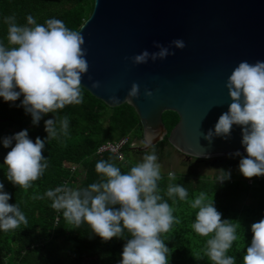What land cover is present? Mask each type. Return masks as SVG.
Segmentation results:
<instances>
[{
  "label": "clouds",
  "instance_id": "9594fccd",
  "mask_svg": "<svg viewBox=\"0 0 264 264\" xmlns=\"http://www.w3.org/2000/svg\"><path fill=\"white\" fill-rule=\"evenodd\" d=\"M5 23L7 39L13 47L0 43V97L15 102L23 96L20 106L31 114L34 125H38L45 114L55 113L66 105L83 103L82 74L88 73L89 64L85 58L87 49L83 47L85 39L80 32L68 29L62 20L54 18L47 20L46 26L37 24L31 15L25 26L18 25L14 15L6 17ZM153 46L158 51L144 50L126 59H131L134 65L146 64L149 60L155 62L174 56L175 51L171 49L183 50L186 44L182 39H175L167 47L156 41ZM99 86V82L93 83L94 88ZM226 87L232 101L229 111L220 116L214 131L209 129L204 138L210 143L214 137L228 140L233 125L241 126L247 156L239 151L230 155L241 157L239 169L244 177L264 176V61L255 64L241 61L229 76ZM139 95L140 85L133 83L125 101L131 103ZM145 95L152 97L153 92L145 89ZM111 100L119 104L117 96H112ZM56 123V117L45 121L48 140L57 136ZM59 125L66 135L68 118L59 119ZM3 146L11 148L4 160L7 179L25 190L30 188L48 167L42 154L45 141L37 137L33 142L25 129L4 138ZM157 159L155 152L146 154L143 161L126 174L113 163L99 161L95 169L102 175L101 182L92 183L84 190L58 187L45 195L52 199L53 209L63 210L69 223L79 227L86 222L104 242L114 237L123 238L127 230L131 239L123 248L120 264H168L169 249L161 234L167 233L179 220L159 194L157 182L162 177ZM219 173L220 183L231 178L230 171L221 169ZM174 178L170 173L169 179ZM4 187L0 182V229L7 231L21 223L27 224V220L17 204L8 203L11 195ZM167 196H178L184 201L188 193L184 186L169 184ZM189 203L191 208L198 209L192 229L201 236L214 234L206 241L207 257L214 264H236L235 258L226 253L238 239L239 225L222 220L214 200L204 192ZM116 205L120 207L117 209ZM251 231L253 237L243 264H264V219L253 223Z\"/></svg>",
  "mask_w": 264,
  "mask_h": 264
},
{
  "label": "trees",
  "instance_id": "16d2710c",
  "mask_svg": "<svg viewBox=\"0 0 264 264\" xmlns=\"http://www.w3.org/2000/svg\"><path fill=\"white\" fill-rule=\"evenodd\" d=\"M95 3L96 0H0V43L13 47L7 39L6 17L14 15L20 26L27 25L29 15L41 25L49 19H59L68 29L78 32L92 15ZM81 92L83 103L66 105L55 113L45 114L38 125L32 123L31 114L20 106L23 96L15 102L0 97V182L5 186L4 191L11 195L8 203L17 204L27 220V224L21 223L15 229H0V264H120L123 248L131 239L127 230L123 238L114 237L104 242L86 222L79 227L69 223L63 210L51 207L53 201L45 193L58 187L84 190L92 183L101 182L102 175L95 169L99 161L113 163L122 174H126L139 163V159L136 156L132 158L131 153L146 155L155 151L164 152L167 146L175 148L169 137L180 119L176 112L168 111L163 115L170 133L166 140L149 151H142L131 146L144 140L140 116L131 104L111 107L83 86ZM55 117L57 136L48 140L45 121ZM64 117L69 120L66 135L59 125V119ZM25 129L33 142L37 137L45 141L42 154L48 164L43 175L26 190L7 179L8 169L4 160L11 148L3 146L4 138ZM122 139L129 141L123 152L124 159L111 152H99L104 145ZM240 159L239 156H229L209 165L220 169L239 168ZM208 160L203 161L207 163ZM231 175L233 177L229 180L220 183L217 178L200 176L196 169L180 177L175 175L171 180L169 174L161 173L162 178L157 182L159 194L173 208V215L179 220L167 233L161 234L169 249L168 264H214L205 254L206 241L214 234L201 236L191 227L198 209L191 208L189 202L201 192L214 200L222 220L239 225L238 239L226 255L234 257L236 264H243L253 237L251 225L264 219V180H255L248 185L247 178L239 169ZM169 184L184 186L187 199L181 201L178 196H167ZM114 207L118 209L120 206Z\"/></svg>",
  "mask_w": 264,
  "mask_h": 264
},
{
  "label": "water",
  "instance_id": "95a60500",
  "mask_svg": "<svg viewBox=\"0 0 264 264\" xmlns=\"http://www.w3.org/2000/svg\"><path fill=\"white\" fill-rule=\"evenodd\" d=\"M78 32L89 64L81 86L111 107L135 108L144 130L140 150L166 140L170 133L163 115L173 111L180 119L169 140L182 154L201 160L237 151L247 156L241 126L233 125L228 140L214 137L210 143L204 137L229 111L226 83L233 70L241 61H264V0H96ZM175 39L186 47H173L174 56L141 65L126 59L158 51L154 41L167 47ZM133 83L140 85V95L129 103Z\"/></svg>",
  "mask_w": 264,
  "mask_h": 264
},
{
  "label": "rangeland",
  "instance_id": "374dc122",
  "mask_svg": "<svg viewBox=\"0 0 264 264\" xmlns=\"http://www.w3.org/2000/svg\"><path fill=\"white\" fill-rule=\"evenodd\" d=\"M144 145V140L140 142H134L132 144L133 148H139ZM152 154V152L150 153ZM155 154L157 156V163L160 165V171L162 174H172L173 176H181L188 174L190 171H193L196 169L198 173H200V176H208L212 179H215L219 177L220 168H215L212 165H209L210 163H213V159H209L208 162L204 163L201 159H194L189 158L186 155L179 152L176 148H173L171 146H167L166 149H164V152L155 151ZM132 158H135V156L139 159V163L143 161V158L145 155H134L133 153L130 154ZM239 169V168H238ZM224 171H229L228 169H224ZM240 170V169H239ZM231 173V172H230ZM232 174V173H231Z\"/></svg>",
  "mask_w": 264,
  "mask_h": 264
},
{
  "label": "built area",
  "instance_id": "2783aa9c",
  "mask_svg": "<svg viewBox=\"0 0 264 264\" xmlns=\"http://www.w3.org/2000/svg\"><path fill=\"white\" fill-rule=\"evenodd\" d=\"M129 144L128 139H122L121 141L117 142V143H108L106 145H104L99 152L100 153H104V152H111L114 153L116 155H118L120 157V159H124L125 158V154L124 149L125 146ZM132 146V145H131ZM263 181L264 180V176L258 177L257 179L251 178V179H246L247 184L248 185H252L254 183V181Z\"/></svg>",
  "mask_w": 264,
  "mask_h": 264
},
{
  "label": "crops",
  "instance_id": "0c3cea01",
  "mask_svg": "<svg viewBox=\"0 0 264 264\" xmlns=\"http://www.w3.org/2000/svg\"><path fill=\"white\" fill-rule=\"evenodd\" d=\"M238 168H229L228 170L231 172V173H235L236 172V170H237ZM238 176H239V173H236ZM231 177H233V175H231ZM219 177H217V179H218Z\"/></svg>",
  "mask_w": 264,
  "mask_h": 264
},
{
  "label": "flooded vegetation",
  "instance_id": "af4514ba",
  "mask_svg": "<svg viewBox=\"0 0 264 264\" xmlns=\"http://www.w3.org/2000/svg\"><path fill=\"white\" fill-rule=\"evenodd\" d=\"M213 162L216 164L218 162V160H213Z\"/></svg>",
  "mask_w": 264,
  "mask_h": 264
}]
</instances>
